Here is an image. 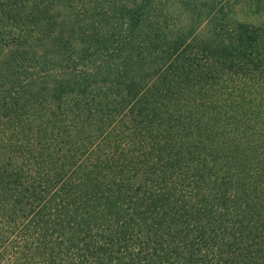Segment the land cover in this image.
Masks as SVG:
<instances>
[{
    "label": "trees",
    "instance_id": "1",
    "mask_svg": "<svg viewBox=\"0 0 264 264\" xmlns=\"http://www.w3.org/2000/svg\"><path fill=\"white\" fill-rule=\"evenodd\" d=\"M236 3L264 0H0V264H264V23Z\"/></svg>",
    "mask_w": 264,
    "mask_h": 264
},
{
    "label": "rangeland",
    "instance_id": "2",
    "mask_svg": "<svg viewBox=\"0 0 264 264\" xmlns=\"http://www.w3.org/2000/svg\"><path fill=\"white\" fill-rule=\"evenodd\" d=\"M234 7H235L234 11H236V17L242 18V20L245 19V21L256 23V24L264 23V4L262 5V7H260V9H258L257 11H254L253 13L246 10L247 8L246 3L244 4L236 3ZM170 10H171L172 16L174 15L173 16L174 22L177 23V24L174 23L171 19V21L173 22V26L181 27L186 21V17L183 16L185 13H183L182 15H179L181 11L178 8H176L175 4L170 8ZM45 16H47L50 19V22L52 23L54 30L64 27L66 22L69 21L70 19L66 11L60 6H52L48 8ZM204 30H205V26H200L197 34L202 37L205 33ZM49 46L50 44L48 43V41H45L41 49H37V51L38 52L47 51L48 50L47 47ZM5 70H6L5 54H1L0 55V74H4V72H6Z\"/></svg>",
    "mask_w": 264,
    "mask_h": 264
}]
</instances>
